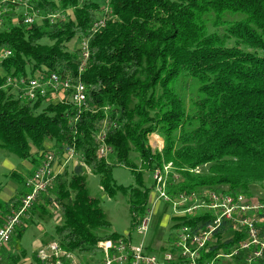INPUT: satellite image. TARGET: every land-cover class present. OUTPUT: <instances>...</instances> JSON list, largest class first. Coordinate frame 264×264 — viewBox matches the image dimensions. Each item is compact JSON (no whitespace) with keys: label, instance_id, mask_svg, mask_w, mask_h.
Returning a JSON list of instances; mask_svg holds the SVG:
<instances>
[{"label":"trees","instance_id":"trees-1","mask_svg":"<svg viewBox=\"0 0 264 264\" xmlns=\"http://www.w3.org/2000/svg\"><path fill=\"white\" fill-rule=\"evenodd\" d=\"M24 11L36 16L33 23H24ZM74 39L88 44L81 71V48L69 46ZM52 72L84 85L80 112L68 98L28 100L6 84L8 76ZM152 134L162 139L159 150L149 143ZM68 149L76 164L65 165L21 216L12 250L3 252L6 262L21 264L27 256L22 235L35 219L47 222L51 210L59 221L41 243L58 241L85 264L100 241L125 238L112 231L100 199L87 188L86 169L99 177L105 195L126 198L130 216L146 214L153 171L168 163L165 191L173 198L228 193L254 199L261 189L256 196L264 204V0H0V158L35 169L48 153L61 165ZM114 166L128 168L134 184L118 183ZM32 171L0 172V190L2 177L18 183L13 196L0 199V227L20 206ZM200 208L172 215L169 232L203 226L212 213ZM227 228L217 230L200 261L231 264L214 259L244 237H230ZM167 241L152 234L146 250H164ZM30 255L33 264L35 251ZM235 259L242 264V252ZM256 264H264V252Z\"/></svg>","mask_w":264,"mask_h":264},{"label":"built area","instance_id":"built-area-1","mask_svg":"<svg viewBox=\"0 0 264 264\" xmlns=\"http://www.w3.org/2000/svg\"><path fill=\"white\" fill-rule=\"evenodd\" d=\"M25 3V2H24ZM57 14H51L55 18ZM36 16L24 11V23L31 24ZM103 20L94 24V28L102 25ZM81 48V63L83 56H86V41L79 42ZM10 54L5 51L3 55ZM6 84L15 88L20 97L28 100H35L38 97L58 98V101L70 99L77 112H80L86 104V89H81L77 82H73L70 76L60 78L56 73L48 76L36 74L28 78L23 76H8ZM101 139V137H100ZM107 147L101 146L100 154L107 153ZM67 158L61 165L54 159L53 153H48L41 163L29 174L23 184L25 194L21 197L20 206L14 210L0 227V264H10L3 259L2 249L7 248L15 226L20 222L21 216H28L29 211L36 202L38 195L43 192L53 178L63 171L68 161L76 164L75 156L71 149L67 150ZM169 169L163 165L153 171L155 180L154 191L157 199L166 202H173L174 212L178 214V204L172 196L165 191L166 175ZM176 200L188 201L189 205L184 210H180V216L192 214L193 210L205 207L212 213V216L203 226L194 231L190 226L188 229L175 230L170 232L166 248L157 252H147V244L142 239L138 244H133L128 234L125 238L113 241L105 239L98 244L99 258L88 257V264H212L213 262L200 261L203 255L210 250V246L216 243L217 230L222 229L224 223L228 226L229 236L233 237L235 232L244 233V237L234 246L228 254L220 251L215 258H230L231 264H238L235 256L242 252V264H256L257 260L264 252V218L258 215L264 212V204L257 198L246 199L244 196L232 198L231 194L224 193V196H176ZM179 216V215H174ZM135 219L134 228L136 232L145 237L149 231L151 215L150 212L143 216L132 215ZM231 225V226H230ZM172 232L173 235L171 234ZM36 262L33 264H85L80 254L75 251L64 249L58 241H51L43 246H38L35 250ZM30 261L24 263L28 264Z\"/></svg>","mask_w":264,"mask_h":264},{"label":"rangeland","instance_id":"rangeland-1","mask_svg":"<svg viewBox=\"0 0 264 264\" xmlns=\"http://www.w3.org/2000/svg\"><path fill=\"white\" fill-rule=\"evenodd\" d=\"M70 47L79 46L78 40L74 39L71 42H69ZM57 97V95H55ZM50 96L51 102H57L58 98ZM149 143L152 146L153 149H160L162 147V139L157 134H152L149 139ZM2 152H0V157H3ZM109 159V158H108ZM9 162L5 163L3 158H0V172L4 173L9 170H17L21 171V167H19L20 160L16 158H10L8 157ZM74 162H72L73 164ZM8 166L11 169H7L8 167H4L3 165ZM71 164L70 168L73 166ZM86 185L89 189L91 195L98 197L101 201V206L107 216V219L111 223V229L112 231H115L121 235H126L129 233L130 240L133 244H138L142 239L144 242L148 245V241L151 239V235L154 234L157 236L160 235L162 239H167L170 235L169 227L173 223V220L171 219L172 215H181L180 210L186 209V207L189 205L188 201L181 202L180 200H176L177 198H174L178 204V206L184 205V207L178 209V214L174 212L173 202H166L163 200L157 199V193L152 189L150 191V196L148 198V206L146 213L150 212L151 215V222H150V228L149 231L146 233L145 237H143L141 234L136 232L133 225H131V219L132 216H130L129 213V204L124 196H115V197H109L105 195L99 185V177L97 175H94L90 173L89 169H86ZM112 175L115 178V180L123 185H129L134 184L135 178L134 175L131 173V171L128 168L121 167V166H114L112 169ZM149 173L145 172V176L147 177ZM4 180L8 186L12 184L9 183V181H14L16 185L17 182L14 179L7 178L5 180L4 177L1 178ZM6 184L3 186L2 190L0 191V199L2 201H6L5 199L9 198L11 195H13L16 191L17 187H14V191L9 193V196H5L3 193L8 186ZM5 187V188H4ZM4 189V190H3ZM259 193L256 195H263V191L261 189H257ZM254 196L257 198L258 196ZM202 209V208H197ZM51 213L53 212V216L46 222L42 221L40 219H35L34 225H31L26 229L24 234L21 237L20 243L23 247L27 249V256H25L21 262V264H24L28 261H31V251L33 249L32 242L34 239L38 238L41 241L42 237L48 236L49 233L53 232V227L56 222L59 221L58 213L55 210H51ZM154 228V229H153ZM156 229V231H155ZM42 230V231H41ZM174 232L171 234L173 235ZM126 237V236H125ZM164 241V240H163ZM162 242V241H161ZM45 244H40L39 246H43ZM9 247V244H8ZM10 248V247H9ZM37 247L35 248V250ZM34 250V251H35ZM95 256H92L93 259L99 258L100 254L96 253ZM228 261H230V258H227Z\"/></svg>","mask_w":264,"mask_h":264},{"label":"crops","instance_id":"crops-1","mask_svg":"<svg viewBox=\"0 0 264 264\" xmlns=\"http://www.w3.org/2000/svg\"><path fill=\"white\" fill-rule=\"evenodd\" d=\"M51 144H52L51 142H47V145H48V146H51ZM4 161H5V163L9 162V160H8L7 158H5ZM74 164H75V163H74ZM74 164H72V165H74ZM3 166L5 167L6 164L3 165ZM66 166H67L68 169H70V166H71L70 162L67 163ZM6 167H8V166H6ZM7 169H11V168L8 167ZM20 170H21V171H19V172H22V173L24 174V172H25L26 170H28L29 172L32 171V170H34V166H33L30 162H28V161H24V162H22V167H21ZM9 183L12 184L14 187H18V185H16V184L14 183V181H9ZM17 184H18V183H17ZM6 186H8V182H7ZM13 186L9 185L8 188H6L7 190H5L3 194H4L5 196H9V193H11L12 191L15 190ZM4 188H5V187H4ZM100 188H101V187H100ZM1 190H2V189H1ZM1 190H0V191H1ZM3 190H4V189H3ZM13 195H14V194H13ZM13 195H11V196H13ZM11 196H10V197H11ZM10 197H9V198H10ZM9 198H7V199H5V200H8ZM41 231H42V230H41ZM40 244H41L40 239H38V238L34 239V241L32 242V246H33L32 251L34 252L35 248H36V247L38 248V246H39ZM9 247H10V246H9ZM9 247H7V248H9ZM7 248H6V249H5V248L2 249V254H3V252H6V251H7ZM24 248H25V247H24ZM11 250H12V248H10L9 251H11ZM32 251H31V252H32Z\"/></svg>","mask_w":264,"mask_h":264},{"label":"bare ground","instance_id":"bare-ground-1","mask_svg":"<svg viewBox=\"0 0 264 264\" xmlns=\"http://www.w3.org/2000/svg\"><path fill=\"white\" fill-rule=\"evenodd\" d=\"M102 24H103V23H102ZM86 54H88V55L83 56V64L80 65L79 71L82 70V67H83L84 63H85V61L87 60V58H88V56H89V51H88V44H87V42H86ZM78 86H79L81 89H85L84 85L81 84V83H79ZM165 166H166L168 169H170V167H171V166H170V163L165 164ZM216 196H217V195H216ZM240 196H242V195L232 196V198H239ZM244 198H245V196H244ZM246 199H248V198L246 197ZM183 226H184V225H183ZM184 229H188V228H186V227L184 226V227H180V228H178L177 230H184Z\"/></svg>","mask_w":264,"mask_h":264}]
</instances>
